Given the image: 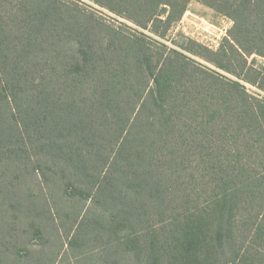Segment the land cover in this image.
Returning <instances> with one entry per match:
<instances>
[{
	"label": "trees",
	"instance_id": "trees-1",
	"mask_svg": "<svg viewBox=\"0 0 264 264\" xmlns=\"http://www.w3.org/2000/svg\"><path fill=\"white\" fill-rule=\"evenodd\" d=\"M90 1L164 39L190 0ZM216 2L211 49L0 0V264H264V95L221 72L264 93V0Z\"/></svg>",
	"mask_w": 264,
	"mask_h": 264
},
{
	"label": "rangeland",
	"instance_id": "rangeland-1",
	"mask_svg": "<svg viewBox=\"0 0 264 264\" xmlns=\"http://www.w3.org/2000/svg\"><path fill=\"white\" fill-rule=\"evenodd\" d=\"M66 1L74 3V5H79L81 8L96 14L98 17L111 24L124 25L123 23H125L126 29L130 32H135L136 29H139L148 35L160 39L167 45L176 48H178L179 45H188L187 38H190L211 49H217L224 37L227 36L228 31L232 28L234 23L229 16L218 10L217 5L219 4L216 0H190L187 3V11L183 17L172 25L167 37L163 39L155 36L149 30L137 27V25L133 22L109 11L104 7H101L98 4L93 3L90 0ZM188 54L204 65L215 68L212 64L208 63L201 57L195 56L191 53ZM253 59H255V65L258 68L264 65V57L252 55L249 57V62H252ZM221 72L226 74L231 79L239 80L251 92L264 95V93L253 83L239 78L235 74L225 71Z\"/></svg>",
	"mask_w": 264,
	"mask_h": 264
}]
</instances>
